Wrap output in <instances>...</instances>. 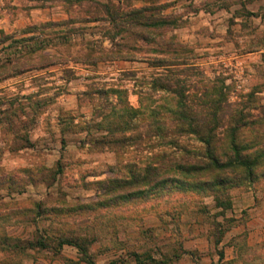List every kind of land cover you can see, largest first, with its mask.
I'll list each match as a JSON object with an SVG mask.
<instances>
[{
	"label": "rangeland",
	"instance_id": "374dc122",
	"mask_svg": "<svg viewBox=\"0 0 264 264\" xmlns=\"http://www.w3.org/2000/svg\"><path fill=\"white\" fill-rule=\"evenodd\" d=\"M11 1L0 3L11 21H0V264L79 262L69 245L52 257L61 237L86 240L97 264L137 249L148 262L156 230L175 231L182 213L214 224V197L173 183L163 199L102 202L133 192L118 185L151 169L175 177L161 159L172 143L204 147L177 131L181 102L194 124L219 103L218 146L236 121L242 154L264 149V0ZM167 79L182 97L160 88ZM255 173L227 189L232 202L264 191V163ZM40 238L49 249L9 248Z\"/></svg>",
	"mask_w": 264,
	"mask_h": 264
},
{
	"label": "trees",
	"instance_id": "16d2710c",
	"mask_svg": "<svg viewBox=\"0 0 264 264\" xmlns=\"http://www.w3.org/2000/svg\"><path fill=\"white\" fill-rule=\"evenodd\" d=\"M151 10L147 7H142L137 9L138 14L144 13ZM129 15V14H128ZM166 21L158 22V25H164ZM159 79H154L149 83L150 87L154 89L158 88ZM169 80L164 82L160 88L168 91L174 92L179 97H182V90H178L180 83H175V88H170ZM166 84V86H165ZM172 86V85H171ZM181 87V86H180ZM179 87V88H180ZM181 100V99H180ZM215 102V101H214ZM212 102V103H214ZM180 121L184 124L178 128V132H185L186 135L194 136L199 143L204 147L202 149H189L184 146H176L174 143L171 145V149L164 152L162 160H168L167 167L164 166L165 173H172L174 176L168 178L162 173L158 168L151 169L145 176L137 177L132 176L130 180H126L118 185V188H132L133 192H128L117 196L116 198H110L104 200L103 205H112L117 200H122L123 203H129L132 199H141V201H149V199H163L165 194L160 191L166 189L168 183H173L176 191L184 192L185 195H191L196 190H202L204 192H209L216 202V206L222 209V212L232 208V201L227 189L231 186H241L242 183H252L254 176L256 175V168L264 163V149H258L250 152L248 155L242 154L244 151L242 149V141H238L237 135L240 128L239 122H234L233 125L227 128L226 142L218 146L223 140L221 132H218L219 128H224L220 126L218 122V110L220 109L219 103H215L212 106L209 119H204V121H199L194 124V120H190L187 116L186 104L181 102ZM187 121H190L187 125ZM257 122L251 121L249 124H242L243 127L253 128L256 126ZM249 125V126H248ZM161 129V126H157ZM238 128V129H237ZM158 132V130H156ZM156 132V133H157ZM159 135V133H157ZM254 144H249L250 146ZM177 158V159H176ZM237 172L244 173V176L239 177ZM174 177V178H173ZM198 177L203 179H198ZM198 180H193V179ZM194 181V184H191ZM151 191H155L151 193ZM147 197V198H146ZM121 203V201H120ZM234 219L229 220L233 222ZM217 228H222L216 224ZM49 244L47 240L40 238L35 242H30L28 246H22L20 244H14L9 246L11 251L24 250V249H38L46 250L49 249ZM65 245L75 247L80 256L79 262L71 261L70 259H64L65 264H97L90 254L89 243L86 240H81L80 238H65L61 237L54 251L53 258L57 259L62 253V249ZM148 257L149 254H144ZM134 261L138 264H144L142 254L138 252H133L132 254ZM52 258V259H53ZM110 264H118L117 262H111ZM119 264H122L120 262Z\"/></svg>",
	"mask_w": 264,
	"mask_h": 264
},
{
	"label": "crops",
	"instance_id": "0c3cea01",
	"mask_svg": "<svg viewBox=\"0 0 264 264\" xmlns=\"http://www.w3.org/2000/svg\"><path fill=\"white\" fill-rule=\"evenodd\" d=\"M17 2L12 0L11 4L19 6ZM1 20L11 25L8 16ZM232 203V208L225 212L216 206L217 212L211 217L214 224L207 223L203 214L182 213L175 231L158 228L155 234L159 251L156 249L157 254L144 264H264V191L239 192ZM216 224L223 225V229ZM136 252L140 253V249ZM122 264L138 263L125 256Z\"/></svg>",
	"mask_w": 264,
	"mask_h": 264
}]
</instances>
